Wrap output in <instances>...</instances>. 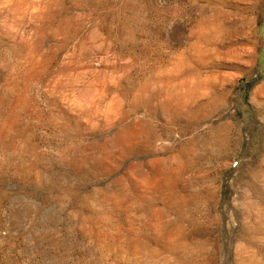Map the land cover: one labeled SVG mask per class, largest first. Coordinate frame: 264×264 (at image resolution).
I'll use <instances>...</instances> for the list:
<instances>
[{
    "label": "rangeland",
    "instance_id": "1",
    "mask_svg": "<svg viewBox=\"0 0 264 264\" xmlns=\"http://www.w3.org/2000/svg\"><path fill=\"white\" fill-rule=\"evenodd\" d=\"M0 264H264V0H0Z\"/></svg>",
    "mask_w": 264,
    "mask_h": 264
},
{
    "label": "bare ground",
    "instance_id": "2",
    "mask_svg": "<svg viewBox=\"0 0 264 264\" xmlns=\"http://www.w3.org/2000/svg\"><path fill=\"white\" fill-rule=\"evenodd\" d=\"M138 124V123H137ZM212 135V136H211ZM211 137H213L216 140H223L228 139L229 135L227 133V125L226 124H219L216 126L214 130L211 131ZM125 136V135H124ZM127 136V135H126ZM135 136V135H134ZM133 136V137H134ZM132 137V136H131ZM137 141V140H136ZM213 142V141H212Z\"/></svg>",
    "mask_w": 264,
    "mask_h": 264
}]
</instances>
